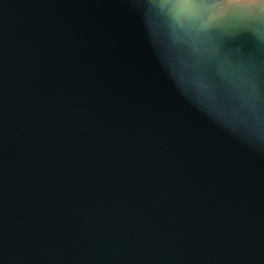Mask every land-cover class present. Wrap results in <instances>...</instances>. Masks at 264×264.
<instances>
[{
	"label": "water",
	"instance_id": "95a60500",
	"mask_svg": "<svg viewBox=\"0 0 264 264\" xmlns=\"http://www.w3.org/2000/svg\"><path fill=\"white\" fill-rule=\"evenodd\" d=\"M214 4L0 0V264H264V0Z\"/></svg>",
	"mask_w": 264,
	"mask_h": 264
},
{
	"label": "snow or ice",
	"instance_id": "6c2138e0",
	"mask_svg": "<svg viewBox=\"0 0 264 264\" xmlns=\"http://www.w3.org/2000/svg\"><path fill=\"white\" fill-rule=\"evenodd\" d=\"M187 6V5H186ZM215 7V4H214V0H212V6H211V9L209 12H211L213 10V8ZM231 10V9H230Z\"/></svg>",
	"mask_w": 264,
	"mask_h": 264
}]
</instances>
